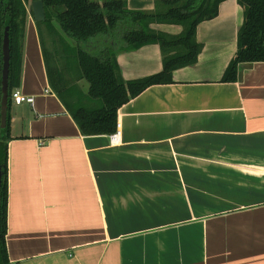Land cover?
I'll return each mask as SVG.
<instances>
[{"label": "crops", "instance_id": "crops-1", "mask_svg": "<svg viewBox=\"0 0 264 264\" xmlns=\"http://www.w3.org/2000/svg\"><path fill=\"white\" fill-rule=\"evenodd\" d=\"M118 1L152 13L161 0ZM26 9L13 90L33 103L10 101L7 111L8 263L264 264V62L222 81L243 23L237 0L197 25L194 64L119 108L114 145L80 134L48 82L43 50L52 59L55 42L48 31L43 42L44 25ZM116 62L125 81L163 68L158 44Z\"/></svg>", "mask_w": 264, "mask_h": 264}, {"label": "trees", "instance_id": "trees-1", "mask_svg": "<svg viewBox=\"0 0 264 264\" xmlns=\"http://www.w3.org/2000/svg\"><path fill=\"white\" fill-rule=\"evenodd\" d=\"M34 1L38 0H0V73L2 36L5 27L9 28V104L20 74L26 5ZM40 1L44 5L45 20L38 23L49 30V35L54 33L60 45L52 59L43 50L49 85L76 123L80 134L97 136L115 132L117 111L124 104L149 86L171 84L174 70L196 62L201 50L195 41L196 27L215 18L219 4L225 0H161L152 13L128 11L125 3L118 0ZM237 2L243 9V23L238 31L235 57L222 78L225 83L236 81L241 64L264 62V0ZM152 24L180 25L183 31L178 36H170L150 28ZM149 44L160 47L162 71L141 80H123L116 55ZM68 54L72 56V61L68 60ZM66 60L69 67L74 62L77 79L88 85L86 92L80 91L77 86L71 92L66 86L64 75L68 69L61 67ZM66 94L68 97L64 96ZM7 140L8 116L6 127L0 129V264H9L5 245Z\"/></svg>", "mask_w": 264, "mask_h": 264}, {"label": "water", "instance_id": "water-1", "mask_svg": "<svg viewBox=\"0 0 264 264\" xmlns=\"http://www.w3.org/2000/svg\"><path fill=\"white\" fill-rule=\"evenodd\" d=\"M33 19L36 22L45 20V12L43 2L38 0L31 3ZM9 28L6 26L2 36V69H1V99H0V129H4L7 124V111L9 106V60H10V42ZM2 185V170L0 166V189Z\"/></svg>", "mask_w": 264, "mask_h": 264}, {"label": "rangeland", "instance_id": "rangeland-1", "mask_svg": "<svg viewBox=\"0 0 264 264\" xmlns=\"http://www.w3.org/2000/svg\"><path fill=\"white\" fill-rule=\"evenodd\" d=\"M30 4L31 3H29V4H27V7L28 8H30ZM44 27L45 26H42V40H43V42L46 44L47 43V39H48V35H49V32H48V35H47V32L46 31H49L46 27H45V29H44ZM49 36H51L50 38H51V41H55V46H56V48H60V45H59V39L57 38V36L53 33H51ZM61 54H63L62 52H61ZM65 55H66V53H65ZM68 60L69 61H72L73 60V58H72V56H69V54H68ZM61 67H63L64 69H68V70H66L65 71V78H66V80H67V82H66V86L67 87H70V90H71V92H74V90H75V87L77 86L78 88H79V90L81 91V83L83 82V81H79L78 79H77V74H75V72H74V69H75V64H74V62L72 63V65H71V67H69L68 66V63H67V60H66V63L63 61L62 63H61ZM73 67V68H72ZM76 70V69H75ZM82 84H84L85 85V87H87L88 85H87V83L86 82H84V83H82ZM73 88H72V87ZM71 95V94H70ZM82 95V94H81ZM65 97H68V94H66V95H64Z\"/></svg>", "mask_w": 264, "mask_h": 264}, {"label": "built area", "instance_id": "built-area-1", "mask_svg": "<svg viewBox=\"0 0 264 264\" xmlns=\"http://www.w3.org/2000/svg\"><path fill=\"white\" fill-rule=\"evenodd\" d=\"M10 101H12L16 105L22 103L32 105L33 98L22 95L21 92L18 90H13L10 95ZM119 139H120V131H119V124H117L115 132L110 135V143L112 145L117 144L119 142Z\"/></svg>", "mask_w": 264, "mask_h": 264}]
</instances>
